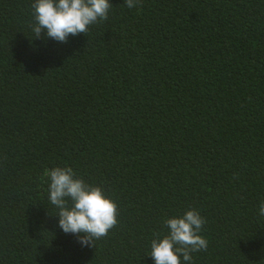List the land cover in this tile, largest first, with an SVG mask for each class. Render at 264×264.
Here are the masks:
<instances>
[{"label": "trees", "instance_id": "obj_1", "mask_svg": "<svg viewBox=\"0 0 264 264\" xmlns=\"http://www.w3.org/2000/svg\"><path fill=\"white\" fill-rule=\"evenodd\" d=\"M34 2L0 0V264H155L191 208V264H264V0H109L66 43L33 39ZM65 166L117 204L94 247L48 199Z\"/></svg>", "mask_w": 264, "mask_h": 264}, {"label": "clouds", "instance_id": "obj_2", "mask_svg": "<svg viewBox=\"0 0 264 264\" xmlns=\"http://www.w3.org/2000/svg\"><path fill=\"white\" fill-rule=\"evenodd\" d=\"M124 2L130 9L141 4V0ZM31 7L33 39L45 33L48 38L66 43L69 35L86 34L90 25L107 20L112 4L109 0H35ZM45 175L49 178L48 199L59 216L58 226L66 234L77 235L82 246L94 247V241L117 225V204L102 187L87 184L69 166L45 169ZM258 211L264 216V201ZM205 223L195 208L182 216L166 218L168 233L161 237L157 232L151 241L150 256L155 264H181V257L191 264V253L207 250L208 241L200 235Z\"/></svg>", "mask_w": 264, "mask_h": 264}]
</instances>
